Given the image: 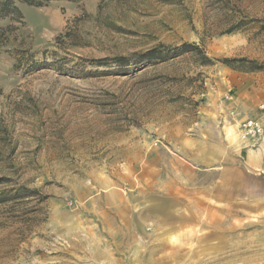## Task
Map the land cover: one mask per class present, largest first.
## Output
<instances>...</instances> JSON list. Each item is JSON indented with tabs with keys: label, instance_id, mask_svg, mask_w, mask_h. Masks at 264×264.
I'll return each mask as SVG.
<instances>
[{
	"label": "rangeland",
	"instance_id": "1",
	"mask_svg": "<svg viewBox=\"0 0 264 264\" xmlns=\"http://www.w3.org/2000/svg\"><path fill=\"white\" fill-rule=\"evenodd\" d=\"M16 5L0 19V189L28 196L0 204V264H264V174L240 125L264 119V70L222 62L264 61V0ZM184 42L213 63L116 66Z\"/></svg>",
	"mask_w": 264,
	"mask_h": 264
},
{
	"label": "trees",
	"instance_id": "2",
	"mask_svg": "<svg viewBox=\"0 0 264 264\" xmlns=\"http://www.w3.org/2000/svg\"><path fill=\"white\" fill-rule=\"evenodd\" d=\"M17 1L28 4L30 6H43L53 0H0V19H4L11 15L20 14V10L16 5ZM69 33H66V35ZM62 35L58 36L61 39ZM181 54H191L196 57L200 64L209 65L212 64V58L195 42H184L179 46H169L164 44H158L147 50L135 52L130 56L119 55L116 56V66L121 73H124L125 69L130 64L134 66L142 65L147 62H166L172 57ZM100 63H106L105 59L98 60ZM98 62V63H99ZM222 62L228 66L248 71L264 70V61L259 62L255 59H249L247 57H233V58H222ZM10 179L7 177H0V186L10 183ZM31 193V190H30ZM31 195V194H30ZM28 196L26 188H12L3 187L0 189V204L18 200Z\"/></svg>",
	"mask_w": 264,
	"mask_h": 264
},
{
	"label": "crops",
	"instance_id": "3",
	"mask_svg": "<svg viewBox=\"0 0 264 264\" xmlns=\"http://www.w3.org/2000/svg\"><path fill=\"white\" fill-rule=\"evenodd\" d=\"M260 119L263 121L264 124V119ZM237 126L238 124L236 125V127ZM251 139L253 140V142L256 141V147L250 150H246V156L248 160L247 163L249 164L250 168H252L254 171L264 174V137L260 140H256L253 138Z\"/></svg>",
	"mask_w": 264,
	"mask_h": 264
},
{
	"label": "built area",
	"instance_id": "4",
	"mask_svg": "<svg viewBox=\"0 0 264 264\" xmlns=\"http://www.w3.org/2000/svg\"><path fill=\"white\" fill-rule=\"evenodd\" d=\"M264 108V104L261 105ZM241 125V135L244 138L260 140L264 137V124L258 118H246Z\"/></svg>",
	"mask_w": 264,
	"mask_h": 264
}]
</instances>
